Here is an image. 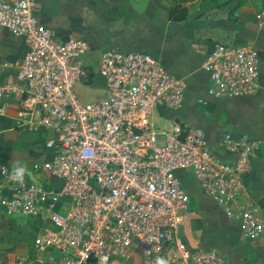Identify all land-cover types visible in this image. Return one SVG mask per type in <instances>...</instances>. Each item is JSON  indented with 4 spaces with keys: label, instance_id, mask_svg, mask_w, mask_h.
<instances>
[{
    "label": "built area",
    "instance_id": "2783aa9c",
    "mask_svg": "<svg viewBox=\"0 0 264 264\" xmlns=\"http://www.w3.org/2000/svg\"><path fill=\"white\" fill-rule=\"evenodd\" d=\"M30 7L31 0H0V29L26 46L13 79L0 81V113L13 98L16 127L47 128L54 136L44 142L50 156L31 167L43 180L26 175L23 184L13 182L12 167L0 162V213L37 216L34 262L124 264L137 253L138 264H155L157 257L170 264H242L213 247L185 243L179 228L189 192L177 171H191L200 192L237 222L241 237L264 236V220L244 186L259 139L223 131L211 144L198 125L153 127V107H179L184 87L141 49L105 48L97 64L102 93L79 102L71 87L91 80L80 58L87 40L58 39ZM257 18L260 25L264 9ZM257 62L252 43L214 40L199 64L208 73L205 93L212 99L254 93ZM17 264H29L25 254Z\"/></svg>",
    "mask_w": 264,
    "mask_h": 264
},
{
    "label": "crops",
    "instance_id": "0c3cea01",
    "mask_svg": "<svg viewBox=\"0 0 264 264\" xmlns=\"http://www.w3.org/2000/svg\"><path fill=\"white\" fill-rule=\"evenodd\" d=\"M239 2L240 4L235 6L234 0H187L183 3L186 7L185 16L178 21L168 19L167 0H31L30 8L58 39H65L70 35L85 38L89 45L86 52L96 49L101 53L107 47L117 50L137 49L134 48L136 45L145 43L141 35L148 31H156L157 36L161 34L164 36L163 41L170 39L171 50L165 49L166 42H163L151 47L152 50L147 52L158 58L168 72L182 79L184 98L181 105L175 109L161 104L154 106L150 115L153 127L163 129L175 121L181 125H198L203 128L211 144H218L223 131H230L232 134L245 132L259 139L260 146V143L264 144V20L258 25L257 13L264 9V0ZM218 39L231 43L253 44L258 58V87L254 93L217 99H212L205 93L208 73L200 68L199 64L204 53L210 49L214 40ZM25 49L21 37L12 35L4 28L0 29V81L13 79ZM201 83H204L203 94L196 87ZM199 96L207 98L208 103H197L195 98ZM155 107L158 112H155ZM190 108L197 112L201 108L205 113L204 122L191 118L193 115L187 113ZM166 112L171 113V116H165ZM14 115L15 100L8 98L4 111L0 113V162L10 167L17 161L26 163L32 172V179L38 177L43 180L46 176L31 171V167L33 163L50 156L52 148L46 147L44 142L52 138L54 133L42 127L36 130L16 127ZM193 117L199 116L195 114ZM159 118H162L166 125L155 124ZM27 132L30 135L39 133L43 138V152L40 154L42 157L34 162L29 159L15 160L5 148L10 145L11 137L21 141ZM258 149L252 157V169L244 177V186L248 202L258 208L259 212L262 211L261 216L264 219V152H259ZM180 170L184 169L178 171ZM47 180L50 183H58V180L52 177ZM183 186L188 192L203 194L196 180L195 186L192 183ZM210 200L207 199L209 202ZM224 218L227 231L222 243L226 247L218 245V250L227 259L238 263L264 264V236L241 237L237 222L225 216ZM16 224L24 229L32 228L36 231L38 219L35 215L6 216L0 213V246L8 247L13 237L17 240ZM180 228L179 232L185 243L190 247L197 246L196 241L190 240L189 237L186 239Z\"/></svg>",
    "mask_w": 264,
    "mask_h": 264
},
{
    "label": "rangeland",
    "instance_id": "374dc122",
    "mask_svg": "<svg viewBox=\"0 0 264 264\" xmlns=\"http://www.w3.org/2000/svg\"><path fill=\"white\" fill-rule=\"evenodd\" d=\"M167 1L170 2V0ZM234 1H236V5L240 4L239 0ZM160 33L161 32L159 31L158 34ZM141 39H143L145 43L138 44L134 48L141 50L143 49L150 52L152 50L151 47L156 46V44L166 42L165 49H172L170 39L163 41L164 36L162 37L161 34L157 36L156 31L146 32L144 35H141ZM161 40L162 42H160ZM99 54L100 52L98 50L93 49L80 55L81 60L87 63L91 69V80L89 82L77 80L72 84L71 87L76 99L81 103L93 100L102 93V79L97 71ZM203 86L204 83L196 85L202 94L204 89ZM199 109V112H197L193 108H190L187 110V113H190L193 116L198 114L199 117L191 116V118H194L196 121L200 120V122H204V111L201 108ZM154 110L155 112H158L157 107H155ZM164 115L170 117L171 113L166 112ZM165 123L166 122L163 121L162 118H159L155 124L161 126L166 125ZM27 133L28 134H26L21 141L18 138L11 137L9 142L10 145L6 146L5 148L10 156L15 160L17 159L22 161L29 159L30 162H34V160L37 161V159H41L42 157L40 154L43 152V138L39 133L31 135L29 132ZM258 150L259 152H264V144L260 143ZM177 173L180 176L182 184L187 185L188 183H192V185L195 186V179L193 178V175L189 169L180 170ZM207 199L210 200V198L200 193H188L187 209L183 215L184 218L182 219L180 229L184 232L186 239L189 237L190 240L196 241L197 246L213 247L221 255H223L220 250H218L217 246H224L222 241H224V233L227 231V229L224 227L226 226L225 218L223 213L216 207L217 205L215 206L211 200L209 202ZM257 211L259 212L258 208ZM261 213L262 211L260 210V216ZM15 227V235L17 240L15 241V238L12 236V242L8 244V247H4L3 245L0 246V264H17V259L23 254L26 255V259L29 261V264H36L33 260L35 229H24V227L18 224H16ZM138 263L139 256L137 253H134L128 261L124 262V264Z\"/></svg>",
    "mask_w": 264,
    "mask_h": 264
},
{
    "label": "clouds",
    "instance_id": "9594fccd",
    "mask_svg": "<svg viewBox=\"0 0 264 264\" xmlns=\"http://www.w3.org/2000/svg\"><path fill=\"white\" fill-rule=\"evenodd\" d=\"M29 174V169L26 163L17 161L11 170L9 179L13 182L23 184L25 176ZM155 264H170L169 259L157 257Z\"/></svg>",
    "mask_w": 264,
    "mask_h": 264
},
{
    "label": "trees",
    "instance_id": "16d2710c",
    "mask_svg": "<svg viewBox=\"0 0 264 264\" xmlns=\"http://www.w3.org/2000/svg\"><path fill=\"white\" fill-rule=\"evenodd\" d=\"M185 1L187 0H170L167 14L169 20L178 21L184 18L186 7L183 3Z\"/></svg>",
    "mask_w": 264,
    "mask_h": 264
},
{
    "label": "water",
    "instance_id": "95a60500",
    "mask_svg": "<svg viewBox=\"0 0 264 264\" xmlns=\"http://www.w3.org/2000/svg\"><path fill=\"white\" fill-rule=\"evenodd\" d=\"M28 176H29L30 178H33L32 173H31L30 171H29Z\"/></svg>",
    "mask_w": 264,
    "mask_h": 264
}]
</instances>
